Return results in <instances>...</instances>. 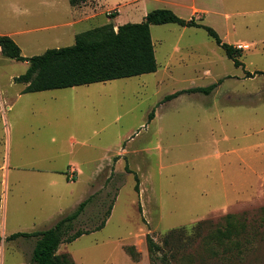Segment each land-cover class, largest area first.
I'll use <instances>...</instances> for the list:
<instances>
[{
  "label": "rangeland",
  "instance_id": "1",
  "mask_svg": "<svg viewBox=\"0 0 264 264\" xmlns=\"http://www.w3.org/2000/svg\"><path fill=\"white\" fill-rule=\"evenodd\" d=\"M25 4L26 0H0V33L27 17ZM145 8L165 7L146 3ZM174 11L191 17L188 9ZM141 20L121 13L113 21ZM197 20L215 29L224 42L242 45L243 64L236 66L203 27L153 25L156 71L19 96L25 84L15 77L28 63L0 52L5 107L33 108L31 125H18L11 132L2 121L1 163L11 158L12 169H49L50 175L48 219L32 222L24 213L25 183H15L13 177L6 181L5 170L0 171V264H32L37 238L6 237L47 229L59 207L68 208V213L91 195L75 229L93 230L104 219L106 223L60 245L57 253L75 264H154L148 235L162 245L169 231L186 228L189 235L202 220L218 221L229 212H252L264 205V74L258 73L264 71V0H225ZM109 21L104 14L77 30ZM74 43L72 35L36 44L21 41L27 56ZM213 83L218 84L209 94L184 91L165 99ZM71 135L76 141L69 139ZM70 161L83 171L76 173L73 183L65 176ZM52 168L65 173L54 176ZM52 177L66 182L52 183ZM180 249L193 251L189 240ZM155 263L164 264L160 259ZM245 264H264V248Z\"/></svg>",
  "mask_w": 264,
  "mask_h": 264
},
{
  "label": "trees",
  "instance_id": "2",
  "mask_svg": "<svg viewBox=\"0 0 264 264\" xmlns=\"http://www.w3.org/2000/svg\"><path fill=\"white\" fill-rule=\"evenodd\" d=\"M87 0H70L72 5H81ZM178 23L182 26L205 28L221 45L236 66L243 64L240 59L242 49L224 42L215 29L198 21L179 16L170 8L150 10L140 22H126L115 27L106 23L76 35L75 43L49 48L41 54L24 56L19 44L9 35L0 34L2 53L20 61H27L28 68L17 82L26 84L24 92H36L102 82L154 72L158 68L151 25ZM264 74V71H258ZM255 74V73H254ZM249 73L248 76L254 75ZM192 87L165 97L171 99L184 91L209 94L217 86ZM155 110L150 113L152 118ZM139 190V176L136 174ZM92 195L83 200L72 212L63 216L53 226L44 230L19 231L6 237L14 240L36 237L32 251V264H75L67 255L57 253L64 242H72L83 234L102 228L104 219L95 229H75V223L85 212ZM112 207L107 211L108 215ZM188 235L186 228L169 231L160 245L148 235L147 242L152 260L160 259L164 264H207L220 261L229 264H245L250 257L264 248V205L255 211L229 212L218 221L202 220ZM2 237L0 236V242ZM189 240L193 251H183L181 246ZM163 252L160 254V251ZM135 255V253H132ZM256 257V256H255ZM174 259V263L170 260Z\"/></svg>",
  "mask_w": 264,
  "mask_h": 264
},
{
  "label": "crops",
  "instance_id": "3",
  "mask_svg": "<svg viewBox=\"0 0 264 264\" xmlns=\"http://www.w3.org/2000/svg\"><path fill=\"white\" fill-rule=\"evenodd\" d=\"M224 1L225 0H87L81 5L74 6L70 3V0H26L24 10L26 12L27 17L22 22H12V30L8 32H1L0 34H6L11 36L19 44L22 50V40H24L25 42H29L30 44H36L37 42H40L46 38L57 41L61 40L66 35H72L74 38H76V35L79 33L77 30L78 27L85 23L97 21L104 14L111 19V21L107 23H113L116 28L120 24H116L113 20L121 16V13L127 19L139 18L143 20L147 13L150 11L146 10V3L161 4L163 5V7L170 8L172 10H178L181 8L188 9L191 13V17L195 16L196 18H202L207 13L215 11V8L219 4L223 5ZM15 18L17 20H20L17 16ZM21 24H24L25 26L20 27L19 25ZM153 25L161 24H152L151 26ZM38 31H43L44 33H36ZM28 33L32 35H28ZM0 52L2 53L1 47ZM22 54L24 56H27L23 53V50ZM0 60H2L1 57ZM25 86L19 93V96L24 93H28L23 91ZM15 101L16 100H13L12 102L14 105ZM6 104L7 103L5 98V92L2 89L0 83V171L3 169L5 170L2 175L4 174V178L6 179V181L7 179L10 180L13 177L15 183H25V190L28 198L24 209L25 215H27L32 220V222L38 220L46 221L49 216V169L42 170L36 167H31L29 169H21L20 167H17L15 165H13L12 169L11 158H9V161L7 163H1V137L4 130L2 121L7 122V124L10 125L11 132L14 129L16 130V127L18 125L27 126V123L31 125L33 119L30 117V113L33 112V108L11 107L10 105H8V107H5ZM27 117L30 118L27 120ZM69 139L71 141H76V138H74V136L72 135L69 137ZM55 140L56 137H53L52 141ZM70 169H73L75 171V174L78 171H83H81L79 164L75 162L73 163L71 161L68 162L65 176L68 183H73L74 181L70 180L68 175ZM51 172L53 174H56L54 176H63V173H65L63 172L62 168H52ZM1 177L2 176L0 175V183L2 182ZM58 181L61 182L62 186L63 183L66 182L64 179H62V177H52L51 179L52 183H56ZM85 199L86 197L83 200ZM5 200H7V197ZM83 200L76 203L75 206H71L72 210L70 209L69 211L72 212ZM67 209L68 208L65 207H59L54 212V215L57 216L56 220L54 221V224L63 216L70 213L65 212ZM5 224L6 221L3 222V227ZM0 236L2 237L1 233Z\"/></svg>",
  "mask_w": 264,
  "mask_h": 264
},
{
  "label": "built area",
  "instance_id": "4",
  "mask_svg": "<svg viewBox=\"0 0 264 264\" xmlns=\"http://www.w3.org/2000/svg\"><path fill=\"white\" fill-rule=\"evenodd\" d=\"M239 47L241 48L242 45H239ZM239 47H238V48H239ZM76 177H77V176H76V174H75V171H74L73 169H70V170H69V179L72 180V181H74V180L76 179Z\"/></svg>",
  "mask_w": 264,
  "mask_h": 264
}]
</instances>
